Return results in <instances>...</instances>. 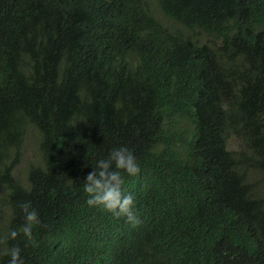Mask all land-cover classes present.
I'll return each mask as SVG.
<instances>
[{
  "label": "trees",
  "instance_id": "1",
  "mask_svg": "<svg viewBox=\"0 0 264 264\" xmlns=\"http://www.w3.org/2000/svg\"><path fill=\"white\" fill-rule=\"evenodd\" d=\"M121 146L135 227L83 190ZM24 202L37 247L6 239ZM13 243L25 264H264V0H0V264Z\"/></svg>",
  "mask_w": 264,
  "mask_h": 264
},
{
  "label": "clouds",
  "instance_id": "2",
  "mask_svg": "<svg viewBox=\"0 0 264 264\" xmlns=\"http://www.w3.org/2000/svg\"><path fill=\"white\" fill-rule=\"evenodd\" d=\"M140 171L134 153L127 147L113 148L105 158L95 162L93 171L83 180V190L88 194L86 204L98 208L116 218H124L133 227L140 223L135 211V197L124 188V176H135ZM23 223L9 228L6 239L16 241L23 237L33 247H37L33 231L41 221L39 214L30 202L19 205ZM8 264H25L22 249L18 244H11L5 253Z\"/></svg>",
  "mask_w": 264,
  "mask_h": 264
},
{
  "label": "rangeland",
  "instance_id": "3",
  "mask_svg": "<svg viewBox=\"0 0 264 264\" xmlns=\"http://www.w3.org/2000/svg\"><path fill=\"white\" fill-rule=\"evenodd\" d=\"M32 156L31 153H27V156H26V159L30 158ZM26 163L23 162L22 165L20 167H18V173H19V178L22 180V181H26V173H25V167H26ZM2 210H6L5 206L2 208ZM3 211L1 212L2 214V217H3V222L5 220V217H4V213Z\"/></svg>",
  "mask_w": 264,
  "mask_h": 264
}]
</instances>
